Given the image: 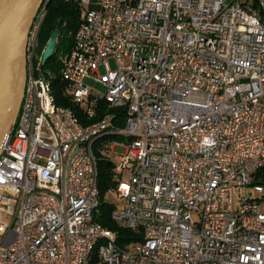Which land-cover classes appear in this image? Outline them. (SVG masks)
Wrapping results in <instances>:
<instances>
[{
  "label": "built area",
  "instance_id": "2783aa9c",
  "mask_svg": "<svg viewBox=\"0 0 264 264\" xmlns=\"http://www.w3.org/2000/svg\"><path fill=\"white\" fill-rule=\"evenodd\" d=\"M51 1L0 149V264H264V0H63L81 21L65 93L88 117L106 109L85 124L39 62ZM107 136L126 147L112 218L138 239L124 246L94 220L93 143Z\"/></svg>",
  "mask_w": 264,
  "mask_h": 264
},
{
  "label": "trees",
  "instance_id": "16d2710c",
  "mask_svg": "<svg viewBox=\"0 0 264 264\" xmlns=\"http://www.w3.org/2000/svg\"><path fill=\"white\" fill-rule=\"evenodd\" d=\"M60 13H62L63 17L58 26L59 35L55 51L46 62L41 64V68L47 76L48 74L51 76L50 83L55 103L72 108L82 123H90L100 118L106 111L104 108L102 110L98 109L99 106L104 105V102L100 101L97 105L96 113L93 116L88 117L85 114L84 107L75 103L71 97L65 93L66 82L62 79L60 74L62 59L72 47L75 32L81 24L80 10L77 5L63 0H52L49 3L47 14L40 30L39 56L42 55V50L46 45L52 30L55 28V20ZM109 111L116 113L117 120L115 123L118 126L124 125V119L126 117L125 108H114ZM115 138L119 139L117 136H107L97 139L93 143V151L98 165L97 185L99 190V206L94 214V220L115 232L117 244L124 246L129 241L138 239V234L124 226L118 225V223L112 218V211L115 204L107 199V195L111 194L113 188L116 186L118 176L115 177V175L119 174L117 170H115L114 163L109 157L111 151L108 143L111 139Z\"/></svg>",
  "mask_w": 264,
  "mask_h": 264
},
{
  "label": "water",
  "instance_id": "95a60500",
  "mask_svg": "<svg viewBox=\"0 0 264 264\" xmlns=\"http://www.w3.org/2000/svg\"><path fill=\"white\" fill-rule=\"evenodd\" d=\"M41 2L0 0V149L20 109L26 81L27 36ZM62 17L60 13L55 20V28L42 50V63L55 51Z\"/></svg>",
  "mask_w": 264,
  "mask_h": 264
},
{
  "label": "rangeland",
  "instance_id": "374dc122",
  "mask_svg": "<svg viewBox=\"0 0 264 264\" xmlns=\"http://www.w3.org/2000/svg\"><path fill=\"white\" fill-rule=\"evenodd\" d=\"M40 64H42L41 57L39 59ZM111 66L114 68V62L112 59H110ZM97 91H103L102 86H97L96 87ZM104 152V151H103ZM126 152V147L117 145L109 154V157L111 158L112 162L114 163L115 170L117 169V166H119L122 162V154ZM118 175H115V177ZM127 173H123L122 178L126 179ZM247 191V187L243 186L241 188L239 187H234L233 188V199H234V204L237 205V203L240 201V198L242 195H244ZM107 199L112 201L115 205L117 206H122L123 201L121 199H118L115 193H111L107 195Z\"/></svg>",
  "mask_w": 264,
  "mask_h": 264
}]
</instances>
